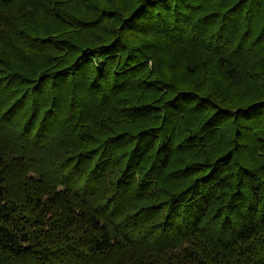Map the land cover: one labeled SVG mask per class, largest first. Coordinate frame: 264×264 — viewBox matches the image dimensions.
<instances>
[{"label": "trees", "instance_id": "16d2710c", "mask_svg": "<svg viewBox=\"0 0 264 264\" xmlns=\"http://www.w3.org/2000/svg\"><path fill=\"white\" fill-rule=\"evenodd\" d=\"M0 264H264V0H0Z\"/></svg>", "mask_w": 264, "mask_h": 264}]
</instances>
